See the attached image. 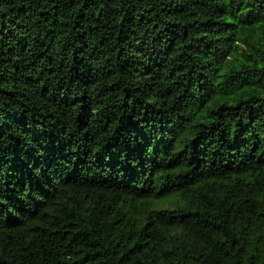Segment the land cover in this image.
I'll list each match as a JSON object with an SVG mask.
<instances>
[{
  "label": "trees",
  "instance_id": "1",
  "mask_svg": "<svg viewBox=\"0 0 264 264\" xmlns=\"http://www.w3.org/2000/svg\"><path fill=\"white\" fill-rule=\"evenodd\" d=\"M0 264H264V0H0Z\"/></svg>",
  "mask_w": 264,
  "mask_h": 264
}]
</instances>
